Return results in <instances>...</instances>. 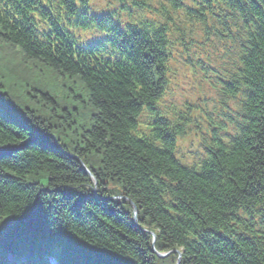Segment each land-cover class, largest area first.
I'll return each instance as SVG.
<instances>
[{"label":"trees","instance_id":"trees-1","mask_svg":"<svg viewBox=\"0 0 264 264\" xmlns=\"http://www.w3.org/2000/svg\"><path fill=\"white\" fill-rule=\"evenodd\" d=\"M44 24L106 65L40 48ZM195 44L223 52L218 69L198 57L218 95L201 133L196 105L166 101ZM171 249L264 264V0H0V264H175L155 252Z\"/></svg>","mask_w":264,"mask_h":264},{"label":"rangeland","instance_id":"rangeland-1","mask_svg":"<svg viewBox=\"0 0 264 264\" xmlns=\"http://www.w3.org/2000/svg\"><path fill=\"white\" fill-rule=\"evenodd\" d=\"M94 7H98L104 3L106 0H90ZM193 37L197 41H201L200 32L196 31ZM193 53L196 57H193L192 63V71L186 67H181L180 71L181 75H176L173 78L172 88L174 89L175 94L173 97L167 98V100L174 99L177 102H182L184 100H188L192 103L197 104L198 107V120L196 121L204 126L205 122V111L212 115L216 116V112L214 109V101L215 91L212 86V82L214 81V73L207 72L202 69L201 66L197 64L199 58H202L204 61L208 62L211 68L218 69V64L221 65L223 52L218 51L217 54L215 52V48L211 44H207L205 46L195 44L193 49ZM180 64V60L174 63L176 69H178ZM175 85H178L177 89ZM236 108V104L234 105ZM194 140L191 144L190 140ZM198 139V135L196 132H192L188 137H185L179 142V153L183 155L187 162H190V151H194L197 149L200 150L196 141ZM191 145V146H190ZM28 181H39L43 186L47 185V177L45 172H40L38 175L29 174L27 175Z\"/></svg>","mask_w":264,"mask_h":264},{"label":"water","instance_id":"water-1","mask_svg":"<svg viewBox=\"0 0 264 264\" xmlns=\"http://www.w3.org/2000/svg\"><path fill=\"white\" fill-rule=\"evenodd\" d=\"M176 250H173L172 252H175ZM158 255L160 256V257H164V256H166V254H162V253H158ZM179 263V260H178V262H177V264Z\"/></svg>","mask_w":264,"mask_h":264}]
</instances>
